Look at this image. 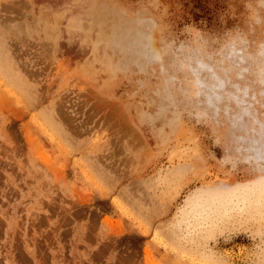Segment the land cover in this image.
Listing matches in <instances>:
<instances>
[{
  "label": "rangeland",
  "instance_id": "rangeland-1",
  "mask_svg": "<svg viewBox=\"0 0 264 264\" xmlns=\"http://www.w3.org/2000/svg\"><path fill=\"white\" fill-rule=\"evenodd\" d=\"M149 2L0 0V264H264V181L138 126L116 65ZM165 2L178 27L226 6Z\"/></svg>",
  "mask_w": 264,
  "mask_h": 264
},
{
  "label": "clouds",
  "instance_id": "clouds-1",
  "mask_svg": "<svg viewBox=\"0 0 264 264\" xmlns=\"http://www.w3.org/2000/svg\"><path fill=\"white\" fill-rule=\"evenodd\" d=\"M218 27H178L165 0L124 10L119 75L137 97L141 129L165 140L203 130L219 169L264 181V0H221Z\"/></svg>",
  "mask_w": 264,
  "mask_h": 264
}]
</instances>
